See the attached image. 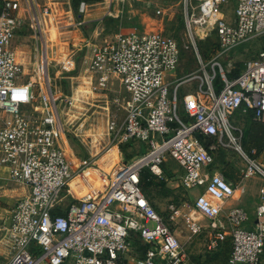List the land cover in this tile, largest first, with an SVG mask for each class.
Here are the masks:
<instances>
[{
  "label": "built area",
  "instance_id": "2783aa9c",
  "mask_svg": "<svg viewBox=\"0 0 264 264\" xmlns=\"http://www.w3.org/2000/svg\"><path fill=\"white\" fill-rule=\"evenodd\" d=\"M0 1V166L13 183L27 189L1 230L0 244L7 250L2 264H193L140 187L144 170L163 179L166 157L182 172L181 188L195 191L191 206H167L170 217L183 223L188 240L205 235V254L213 255L229 239L226 264H264V163L257 158L264 156V140L258 156L255 150L245 153L242 130L231 122L233 113L243 108L264 124V52L228 78L230 71L218 62L212 64L211 73L206 72L195 44V38L209 35L211 23L217 38L214 60L228 59L240 45L263 37L264 0H237L231 22L223 12L229 0H179L187 37L184 49L196 54L200 76L166 79L178 67L181 47L160 32L118 33L96 47L87 65L92 89H107L114 76L128 96L121 122L107 120L109 145H145L139 157L114 169L100 191L86 184L83 168L74 171L61 145L64 125L54 103L46 50L35 49L33 77L25 81L29 72L11 46L24 11L32 15L35 44L42 43L40 20L47 9L40 12L34 0ZM102 1L105 16L110 17L114 5L142 0ZM142 4L150 9L153 2ZM57 66V73L66 75L75 70V60L66 55ZM216 73L222 83L219 92L213 84ZM192 81L195 90L178 99V87ZM179 104L185 118L178 113ZM197 135L211 139L207 149ZM217 150L233 151L243 164L239 183L212 170ZM76 175L83 176L79 196L70 186ZM254 176L262 185L253 215L243 208H227L229 201L245 194V179ZM132 236L146 247L142 257L133 253Z\"/></svg>",
  "mask_w": 264,
  "mask_h": 264
},
{
  "label": "rangeland",
  "instance_id": "374dc122",
  "mask_svg": "<svg viewBox=\"0 0 264 264\" xmlns=\"http://www.w3.org/2000/svg\"><path fill=\"white\" fill-rule=\"evenodd\" d=\"M143 1L145 0L126 2L119 7L114 5V15L109 17L103 15L106 13V8H104L102 0L80 3L76 12L72 9L71 0H34L40 12L47 9V15H44L40 20L42 43L35 44L33 31L30 28L32 15L25 11L21 13L20 26L11 42L18 61L23 69L29 72L25 81H29L33 77L32 65L38 58L35 49L40 48V52L46 50L54 103L57 105L60 121L64 125L61 145L66 151L67 158L72 162L74 171H81L83 168V172L86 171L84 173L86 184L95 191H100L108 185L116 167L131 162L139 157L145 149L144 144L135 142L118 147L109 145V136L106 132L107 120L121 122L125 114L128 96L123 92L119 81L114 76L109 78L107 89H92L94 83L91 82L87 72V65L96 47L101 46L118 33H127L131 30L144 33L160 32L173 37L181 47V54L177 69L166 76L169 81L176 80L173 79V75L176 78H184L190 74L200 76L202 74V71H199L201 64L205 66L206 72L211 73L214 62L220 63L223 69H228L232 73L239 72L247 61L254 59L260 52H264L263 36L240 45L228 59L214 60L217 38L211 23L209 35L205 39L195 38L200 64L192 50L184 49L187 46V37L185 36L179 0H169L170 8L162 15H156V11L164 8L166 4L155 7L153 4L150 9H146L142 4ZM236 2L237 0H229V3L223 8L226 21H233ZM66 55L75 60V70L66 75H59L57 63L62 61ZM228 62L231 64L230 67L227 66ZM195 82L181 84L177 89L178 99L188 92H193L196 88ZM178 113L185 118L180 104ZM231 122L242 130L241 146L243 151L248 153L247 149H256L255 146L248 145L246 147L245 144L247 133L253 124L251 114L241 108L233 113ZM81 125L83 126L81 127ZM257 158L259 162L264 163V156L259 155ZM163 167L172 176L165 177L163 187L160 186L161 179H154V184L148 186L146 194L157 213L170 224L180 244L187 249L192 263L201 264L207 258L205 235L192 237L191 240H188L189 233L183 223L179 219L171 218L167 211V206L171 203L180 208L183 205L191 206L195 191H184L181 188L179 178L181 171L175 161L166 157ZM212 168L218 173L232 174L235 184L241 180L239 173L243 164L231 150L213 152ZM79 173L76 172L77 175ZM82 178V175L78 176L79 181ZM4 180L9 185L13 184L10 180ZM244 185L245 194L239 200L230 201L229 205L230 207L243 208L253 215L258 204V188L262 185V181L259 177L254 176L245 179ZM18 198L12 201L11 206L1 204L0 227L7 222L10 210L19 200ZM243 200L246 204H241ZM229 205L226 204V207L230 208ZM200 222L206 223L204 220H200ZM148 227L152 228L153 224ZM130 241L133 253L142 257L145 245L136 236H132ZM208 264H225V258L223 255H219Z\"/></svg>",
  "mask_w": 264,
  "mask_h": 264
},
{
  "label": "trees",
  "instance_id": "16d2710c",
  "mask_svg": "<svg viewBox=\"0 0 264 264\" xmlns=\"http://www.w3.org/2000/svg\"><path fill=\"white\" fill-rule=\"evenodd\" d=\"M88 1H91V0H71L72 9L76 12L80 3H87ZM0 7H1V1H0ZM240 72H241V70L239 72H233V73L230 72L229 74H227V77L233 78V77L237 76ZM213 84H214L216 92H219L221 90L222 83H221L220 77L217 73H216ZM252 121H253V124L250 127L249 132L247 133V138L245 139V141H246L245 144H246V147L248 145L255 146L257 150L254 148H251V149L246 148V149L249 150L248 153H251L252 150H255L256 156H258L259 153H261L262 143L264 140V135H263L264 132L262 130H260V127H261V125H264V124L256 122L253 119H252ZM197 138H198L199 142L207 149L210 142H211V139H209L203 135H197ZM140 152H141V150H140ZM212 170H213V168H212ZM162 171H163L164 177H163V179L160 180L161 181L160 182L161 187L164 186V180H166L165 177L170 178L172 176L171 173H168L163 166H162ZM223 176L227 181L234 183L233 180H235V178L232 174L223 172ZM154 179H157V178L152 176L150 174L149 170H144L140 173V187H141L142 192L144 193L145 197L148 199L149 202H150V200L146 194L147 193L146 191H147V188L149 185L154 184ZM150 204H151V202H150ZM145 248L146 247L144 246V249ZM229 251H230V242H229V239H227L226 241H224L221 249L216 254L206 255L207 258L201 264L211 263L212 260L215 257H218L219 255L224 256L225 264H226V260H227L228 255H229Z\"/></svg>",
  "mask_w": 264,
  "mask_h": 264
},
{
  "label": "crops",
  "instance_id": "0c3cea01",
  "mask_svg": "<svg viewBox=\"0 0 264 264\" xmlns=\"http://www.w3.org/2000/svg\"><path fill=\"white\" fill-rule=\"evenodd\" d=\"M153 2V4H154V7L157 5V6H159V5H163V4H166L165 6H164V8H162L161 9V11H162V13L164 14V12L165 11H167V9H169L170 8V4H171V2L169 1V0H153L152 1ZM177 4H178V2H177ZM161 7V6H160ZM104 8H105V6H104ZM117 11H119V9H117ZM103 15H105V13L103 14ZM174 77H173V79H181V78H183V77H179V78H176L175 77V75H173ZM260 130H262L263 132H264V125H261V127H260ZM263 135H264V133H263ZM181 171V170H180ZM181 174H182V172H181ZM222 175H223V173H222ZM179 178H181V175L179 176ZM4 179H6V180H10V178H9V174H8V171H7V169L6 168H4V167H1L0 166V206H1V204H5L6 206H11V204H12V201L15 199V198H17V197H19L18 199L20 200L23 196H25L26 195V193H27V189L24 187V186H22V185H17L16 183H13L11 180V182L14 184H8L7 183V181H5ZM18 188H17V187ZM19 200H17L15 203H14V205L12 206V208H11V210H10V213H9V216H8V218H7V222L5 223V225H3V226H1L0 227V237H1V230L5 227V226H8V224H9V222H10V216H11V211H12V209L14 208V206H15V204L19 201ZM233 201V200H232ZM230 202V201H229ZM229 202L227 203L228 205H229ZM241 204H246L245 202H244V200L243 201H241ZM229 207H230V205H229ZM231 207H233V206H231ZM230 207V208H231ZM7 250H6V248L5 247H3L1 244H0V264H2L4 261H5V259H6V257H7Z\"/></svg>",
  "mask_w": 264,
  "mask_h": 264
},
{
  "label": "bare ground",
  "instance_id": "6f19581e",
  "mask_svg": "<svg viewBox=\"0 0 264 264\" xmlns=\"http://www.w3.org/2000/svg\"><path fill=\"white\" fill-rule=\"evenodd\" d=\"M80 181L78 180V176H76L71 182H70V186L73 189V192L75 193L76 196H79L84 189L82 187H78Z\"/></svg>",
  "mask_w": 264,
  "mask_h": 264
}]
</instances>
